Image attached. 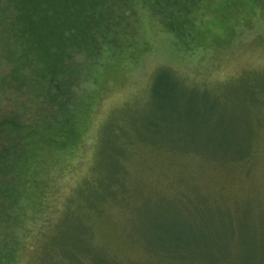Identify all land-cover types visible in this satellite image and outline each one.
<instances>
[{
	"label": "rangeland",
	"instance_id": "374dc122",
	"mask_svg": "<svg viewBox=\"0 0 264 264\" xmlns=\"http://www.w3.org/2000/svg\"><path fill=\"white\" fill-rule=\"evenodd\" d=\"M154 13L71 86L73 139L34 154L15 264L264 262V0Z\"/></svg>",
	"mask_w": 264,
	"mask_h": 264
},
{
	"label": "trees",
	"instance_id": "16d2710c",
	"mask_svg": "<svg viewBox=\"0 0 264 264\" xmlns=\"http://www.w3.org/2000/svg\"><path fill=\"white\" fill-rule=\"evenodd\" d=\"M204 1L0 0V93L6 84L4 94L10 95L5 107V100L0 101L2 264H15L21 242L15 228L25 227L27 204L35 195L36 150L73 139L72 120L80 94L71 86L87 79L108 47L113 50L118 45L119 32L132 16L147 9L155 14L165 5L166 19L174 17L179 23ZM77 55L82 60L75 59ZM160 77H155L152 87L172 92ZM19 92L26 95L27 105L14 102ZM167 253L173 254V249Z\"/></svg>",
	"mask_w": 264,
	"mask_h": 264
}]
</instances>
